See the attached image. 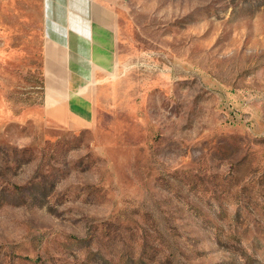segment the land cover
I'll list each match as a JSON object with an SVG mask.
<instances>
[{
    "label": "rangeland",
    "instance_id": "obj_1",
    "mask_svg": "<svg viewBox=\"0 0 264 264\" xmlns=\"http://www.w3.org/2000/svg\"><path fill=\"white\" fill-rule=\"evenodd\" d=\"M43 3H0V264H264V0H87L117 59L81 129Z\"/></svg>",
    "mask_w": 264,
    "mask_h": 264
},
{
    "label": "crops",
    "instance_id": "obj_2",
    "mask_svg": "<svg viewBox=\"0 0 264 264\" xmlns=\"http://www.w3.org/2000/svg\"><path fill=\"white\" fill-rule=\"evenodd\" d=\"M43 2L45 116L69 129L91 126L98 110L97 83L117 59L114 30L90 19L87 0Z\"/></svg>",
    "mask_w": 264,
    "mask_h": 264
}]
</instances>
